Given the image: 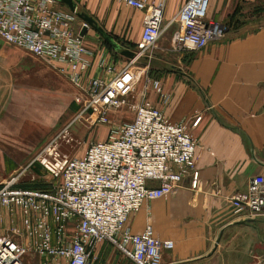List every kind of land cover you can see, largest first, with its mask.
<instances>
[{
	"label": "built area",
	"instance_id": "1",
	"mask_svg": "<svg viewBox=\"0 0 264 264\" xmlns=\"http://www.w3.org/2000/svg\"><path fill=\"white\" fill-rule=\"evenodd\" d=\"M143 12L134 57L119 69L102 54L97 65L109 78L88 76L92 50L75 27L76 15L58 0H0V40L23 49L62 75L74 87L75 117L44 144L29 163L0 177V264H91L98 244L109 242L134 264H161L173 248L151 225L140 232L126 226L146 200L170 196L185 174L195 187L197 142L186 125L169 121L148 99L131 103L132 118L111 127L104 140L90 142L81 155L59 150L75 119L86 115L107 123L129 102L140 61H150L160 39L163 0H115ZM210 0H185L174 21L172 49L192 52L224 35V26L208 18ZM145 63V62H144ZM153 87L160 89L159 81ZM196 116L191 122L195 127ZM43 172L44 187H25ZM30 174V181L24 177ZM243 221L264 213V173L253 175L247 189L229 198Z\"/></svg>",
	"mask_w": 264,
	"mask_h": 264
},
{
	"label": "crops",
	"instance_id": "2",
	"mask_svg": "<svg viewBox=\"0 0 264 264\" xmlns=\"http://www.w3.org/2000/svg\"><path fill=\"white\" fill-rule=\"evenodd\" d=\"M74 1L123 47L133 49L140 40L142 11L111 0L118 10L109 13L110 20L105 24L94 12L101 0ZM184 1L163 0L164 31L175 22ZM210 2L212 13L214 0ZM243 10L246 20L225 28L221 39L209 42L201 50L175 51L176 65L171 64V68L163 65L165 60L161 59L154 69L160 89H155L152 83L143 85L137 93L136 99L145 97L169 121L184 123L197 142L196 186H191V175L185 174L174 193L144 201L126 222L132 232H140L149 224L158 237L173 241V248L162 252L161 264H205L218 254L224 238L245 227L243 220L232 212L229 198L246 191L250 177L264 173V0H249L240 13ZM210 11L208 18L214 20ZM84 42L93 52L89 77L110 76L97 65L100 54L116 70L127 60L110 53L89 29ZM166 49L165 43L159 46L161 52ZM2 66L0 176L3 177L12 175L23 156L44 142L52 130L54 111L51 100L40 97L46 95L37 91L36 80L32 84L28 79L29 85L22 86L18 77L1 72ZM196 116H200V121L191 127ZM30 138H34L30 142L32 147L24 150L28 145L25 140ZM94 256L91 264H134L109 242L98 244Z\"/></svg>",
	"mask_w": 264,
	"mask_h": 264
},
{
	"label": "rangeland",
	"instance_id": "3",
	"mask_svg": "<svg viewBox=\"0 0 264 264\" xmlns=\"http://www.w3.org/2000/svg\"><path fill=\"white\" fill-rule=\"evenodd\" d=\"M248 1L249 0H214L212 13L209 8L210 16L221 23L224 28L235 27L246 20V17L243 16L244 10L241 13L240 11L243 9V4L245 2L247 4ZM101 2H99L97 6L99 7V5H102V8L99 9L98 7H95L94 12L102 22L106 24L107 21L110 20L108 17L109 13H115L118 9L116 6L113 7V2L111 0H101ZM64 8L67 7L64 5ZM247 8L250 7L247 6ZM77 10L86 12L81 6H77ZM241 15L243 17H241ZM81 23L82 21L79 18H76L74 25L75 27H78ZM176 28L177 24L174 22L163 31L160 39L152 50L150 61L142 60L137 64L141 66V69L137 70L135 73V82L131 93L128 95V104L118 111L111 113L108 117L109 122L107 123H98L96 121L91 123V120H89V117L86 115L75 119L70 128H68V135H66L65 139L59 138L58 140L59 150L62 153L69 156L81 155L90 142L106 139L111 127L119 124V122H127L131 119L133 113L130 106L131 103L138 100L136 99L138 91L143 89L141 88L143 85L146 86L152 84L154 81H159L154 75V69L159 67L158 62L161 59L165 60L163 65H167L169 68H171V64L175 63L174 65H176V53L171 47L173 39L170 41V37L172 38V33L175 32L174 30H176ZM89 30L90 33L94 35L95 39H97L103 47H106L110 53H117L114 50H111L94 30ZM139 41L140 40L134 45L129 43L130 45H133V49L131 50L137 48ZM162 43L166 44L167 49L165 52L159 50V46H161ZM127 46L128 45H126V47ZM118 56L119 54L117 53L116 57ZM0 58H3V61H0L1 66L3 65L1 67L3 71L1 72L15 75L20 79L22 86L29 85V82L27 81L28 79H31L32 84H34V81L36 80L37 91H41L42 95H46L40 97L47 98L52 102V111H54L52 114L53 120L52 123H50L52 124V130L46 135L47 137L41 144L43 146L51 138L59 134L64 126L75 117L78 110V105L74 101V93L76 91L62 75L57 73L43 61L31 56L23 49L3 43L1 40ZM34 72H36L35 76ZM50 77L53 79L48 82L47 80ZM33 140L34 138H30L29 141L25 140L28 145L25 146L24 150L32 147L30 142ZM41 145H39V147H41ZM39 147H37L35 151L31 150L27 155L23 156L22 161L17 163L16 168L29 163L33 154L39 149ZM0 177L7 178L9 176L4 175L3 177ZM24 179L30 181V174L26 175ZM48 181L49 178L45 173L38 172L37 176H35V180L32 182L30 181V184L45 185ZM243 223L245 224V227H242L235 231V233H230L225 237L220 248L221 251L205 264H264V213H261L253 220L243 221ZM6 225L7 223L0 222V232L6 227Z\"/></svg>",
	"mask_w": 264,
	"mask_h": 264
},
{
	"label": "water",
	"instance_id": "4",
	"mask_svg": "<svg viewBox=\"0 0 264 264\" xmlns=\"http://www.w3.org/2000/svg\"><path fill=\"white\" fill-rule=\"evenodd\" d=\"M60 3L65 5L72 13L79 18L83 25L79 31V35L84 37L88 29H93L99 37L105 42L111 49L117 52L120 56L125 57L127 59H132L135 55L134 51L123 47L121 44L118 43L110 34L106 32V30L101 27L98 22L89 14L84 11L77 10V4L74 0H58ZM219 239H217L216 244L218 243Z\"/></svg>",
	"mask_w": 264,
	"mask_h": 264
},
{
	"label": "trees",
	"instance_id": "5",
	"mask_svg": "<svg viewBox=\"0 0 264 264\" xmlns=\"http://www.w3.org/2000/svg\"><path fill=\"white\" fill-rule=\"evenodd\" d=\"M105 43V42H104ZM106 44V43H105ZM107 45V44H106ZM108 46V45H107ZM109 47V46H108ZM111 49V47H109ZM113 50V49H111ZM23 186L25 187H33V188H37V187H44L45 185H40V184H23Z\"/></svg>",
	"mask_w": 264,
	"mask_h": 264
}]
</instances>
